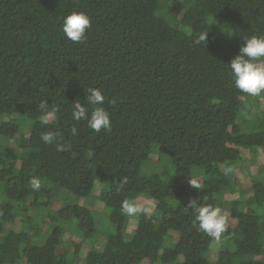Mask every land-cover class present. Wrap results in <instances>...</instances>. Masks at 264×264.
I'll return each mask as SVG.
<instances>
[{"label": "trees", "instance_id": "trees-1", "mask_svg": "<svg viewBox=\"0 0 264 264\" xmlns=\"http://www.w3.org/2000/svg\"><path fill=\"white\" fill-rule=\"evenodd\" d=\"M73 11L91 20L82 43L62 31ZM252 35H264V0H0V264H264L260 170L237 173L246 196L222 213L230 246L213 251L218 241L186 207L198 199L222 212L225 168L264 149V111L242 126L252 97L234 87L228 64ZM89 87L106 97L111 131L73 119L75 103L90 110ZM45 100L56 109L47 124ZM16 115L35 118L26 134ZM45 131L57 141L45 145ZM153 155L164 175L142 171ZM98 183L101 211L80 203ZM57 187L62 204L50 212ZM140 198L155 206L132 216L128 234L121 203ZM64 220L73 239L59 252Z\"/></svg>", "mask_w": 264, "mask_h": 264}, {"label": "clouds", "instance_id": "clouds-1", "mask_svg": "<svg viewBox=\"0 0 264 264\" xmlns=\"http://www.w3.org/2000/svg\"><path fill=\"white\" fill-rule=\"evenodd\" d=\"M62 31L65 38L74 44L82 43L86 39V32L91 28L90 17L81 11H73L63 17ZM200 40H208L205 31ZM230 74L234 87L251 97H258L264 93V35H252L246 38L239 48L238 54L228 63ZM106 97L98 88L89 87L86 90V107L77 102L74 105L72 117L74 120H85L87 126L94 132L99 133L101 130L111 131L112 122L109 112L105 109ZM213 103L218 102L216 98L212 99ZM39 108L43 113L42 123L47 124L50 117L55 116L56 109H49L48 102L41 101ZM73 133L76 129H72ZM40 139L45 145L53 144L57 141V133L45 131L41 134ZM57 150L62 151L63 145L56 144ZM225 175L231 172V168H225ZM194 188L200 189V185L192 180L189 181ZM29 184L33 191H39L41 180L39 177H32ZM187 208L194 212L195 221L200 230L207 234L208 237L220 241L227 231V217L222 214L219 207H213L208 204H201L198 199L189 202ZM123 214L132 217L137 215H152L151 207H143L133 201L125 199L121 203Z\"/></svg>", "mask_w": 264, "mask_h": 264}, {"label": "rangeland", "instance_id": "rangeland-1", "mask_svg": "<svg viewBox=\"0 0 264 264\" xmlns=\"http://www.w3.org/2000/svg\"><path fill=\"white\" fill-rule=\"evenodd\" d=\"M262 93L258 97H252L249 102L247 103V106L244 110V115L241 116L240 120L242 122V126H250V124L245 122V118L249 119L251 118L252 120L258 119L261 117L260 115L264 111V97ZM17 118L18 123L20 124V131L23 134H26L27 131L29 130L28 128L30 127L31 123L35 120L34 117H29L26 115H16L15 119ZM29 126V127H27ZM248 128V127H245ZM0 145H5L3 138L0 137ZM153 154V153H152ZM155 157V155L151 156V160L149 159L146 164L143 166L142 171L145 173L149 172H160L164 173L163 171L166 170L164 164L162 162L159 163H152V158ZM154 159V158H153ZM150 161V162H149ZM155 161V160H154ZM255 164V165H254ZM231 168L230 178L232 181V190L229 191L228 189L226 190L223 198H222V204H223V210L222 213L224 214H230L231 212V205H232V200L233 199H240L244 200L245 199V194L242 191L239 182L236 181V176L238 171L240 174H248L255 170L256 168L260 170V172L263 173L264 176V149L263 148H257V149H252V150H247L246 155L244 158L241 160V162L234 164ZM163 170V171H162ZM164 175V174H163ZM99 180V178H98ZM103 189V185L98 183L96 185L95 190L92 193V196L87 197L86 199H81L80 203L84 205H93L97 210H103L104 209V202L100 198V193ZM60 189L59 187L55 188V190L52 192V197L50 199V204L47 210L50 212H53L54 207H60L62 202L60 201ZM136 203L141 204L142 206L146 207H151L154 209L155 203L152 200H149L147 198H140ZM140 205V206H141ZM135 217H130V223L128 225V234H131L132 231L134 230V225H135ZM63 227L64 230L66 231V234L61 238V242L59 244L58 251L61 252L63 251L64 248L69 247L71 245V241L73 239V232H71V228H73L72 224L73 221L69 220H64L59 222ZM107 233L103 230H101L97 235L94 244L98 247H103L105 238H106ZM224 246H230V243L226 239H221L218 241L215 246L213 251L217 252L219 249H221ZM84 249H87L86 246H83Z\"/></svg>", "mask_w": 264, "mask_h": 264}]
</instances>
